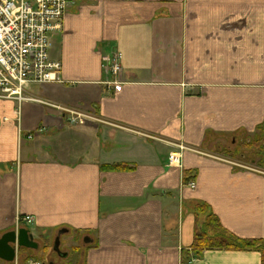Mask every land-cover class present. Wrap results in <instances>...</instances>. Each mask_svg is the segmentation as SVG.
I'll return each mask as SVG.
<instances>
[{"label": "crops", "instance_id": "crops-1", "mask_svg": "<svg viewBox=\"0 0 264 264\" xmlns=\"http://www.w3.org/2000/svg\"><path fill=\"white\" fill-rule=\"evenodd\" d=\"M66 1L49 36L60 81L30 87L39 102L0 100V237L25 229L37 244L0 264L52 263L60 231L71 264H262L193 244L202 205L264 241V0Z\"/></svg>", "mask_w": 264, "mask_h": 264}, {"label": "built area", "instance_id": "built-area-1", "mask_svg": "<svg viewBox=\"0 0 264 264\" xmlns=\"http://www.w3.org/2000/svg\"><path fill=\"white\" fill-rule=\"evenodd\" d=\"M70 7L66 0H0V100L10 101L18 107L25 102H39L28 96L32 86H42L60 81L61 63L49 56V36L61 31ZM121 56L114 51L103 65L111 81L107 86L113 93L122 88ZM71 125H85L91 117L72 110L59 108ZM41 132V131H39ZM38 131L31 133V139ZM180 151H182L180 149ZM170 165H179L180 154L171 153ZM194 188V183L188 184ZM21 221L32 222L31 217ZM39 264V263H32Z\"/></svg>", "mask_w": 264, "mask_h": 264}, {"label": "trees", "instance_id": "trees-1", "mask_svg": "<svg viewBox=\"0 0 264 264\" xmlns=\"http://www.w3.org/2000/svg\"><path fill=\"white\" fill-rule=\"evenodd\" d=\"M117 169L110 168V170ZM197 208L206 217L195 234L193 244L195 256H199L203 250H255L261 252L262 264H264V241L239 239L223 229L217 217L209 212L206 205Z\"/></svg>", "mask_w": 264, "mask_h": 264}, {"label": "water", "instance_id": "water-1", "mask_svg": "<svg viewBox=\"0 0 264 264\" xmlns=\"http://www.w3.org/2000/svg\"><path fill=\"white\" fill-rule=\"evenodd\" d=\"M65 231H60L53 244V252L61 258H66V254L60 251L59 237ZM37 244L33 241L32 235L25 229H19L6 233L0 237V260L6 263H13L16 260L17 252L21 249H36ZM53 264V263H49Z\"/></svg>", "mask_w": 264, "mask_h": 264}, {"label": "rangeland", "instance_id": "rangeland-1", "mask_svg": "<svg viewBox=\"0 0 264 264\" xmlns=\"http://www.w3.org/2000/svg\"><path fill=\"white\" fill-rule=\"evenodd\" d=\"M241 149L242 150V157H239V161L242 162L243 164H245V144H244V141L241 142V145H240ZM242 159V160H241ZM241 164V163H239ZM62 249H60L61 251ZM62 253H64L63 251H61ZM65 254H68V258H64V259H61V258H58L56 255H54L53 257H51L49 259V262H52L53 264H71V261L73 262V260L75 259L74 256L72 255L71 251L70 250H67L65 251ZM70 254H71V257H70Z\"/></svg>", "mask_w": 264, "mask_h": 264}]
</instances>
